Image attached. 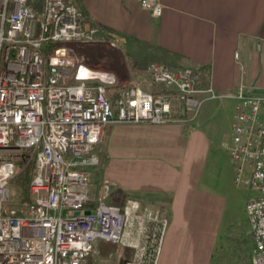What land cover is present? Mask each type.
<instances>
[{
    "label": "built area",
    "instance_id": "1",
    "mask_svg": "<svg viewBox=\"0 0 264 264\" xmlns=\"http://www.w3.org/2000/svg\"><path fill=\"white\" fill-rule=\"evenodd\" d=\"M140 4L161 12L158 0ZM94 47L104 49L77 0H0V264H87L98 240L132 249L127 264H156L167 216L131 197L121 206L92 200L86 167L111 123L191 121L205 101L227 97L234 179L254 191L245 205L250 262L264 264V95L243 83L218 93L199 69L161 63L146 67L152 88L143 89L107 54L86 53ZM29 160L28 201L14 205L10 184Z\"/></svg>",
    "mask_w": 264,
    "mask_h": 264
},
{
    "label": "crops",
    "instance_id": "2",
    "mask_svg": "<svg viewBox=\"0 0 264 264\" xmlns=\"http://www.w3.org/2000/svg\"><path fill=\"white\" fill-rule=\"evenodd\" d=\"M158 1L161 12L156 16L140 0H78V9L95 35L107 30L113 40L130 47V64L121 48L117 44L118 48L113 47L119 59L110 64L120 65L117 68L111 64L120 75L128 79L131 70L143 73L146 64L155 61L170 68L199 69L202 85L209 84L218 93L233 94L243 83L248 92L264 95V0ZM106 52L110 56V49ZM98 56L103 58V54ZM145 77L152 88L149 77ZM214 100L221 99L207 100L203 105ZM223 100L231 106L233 119L234 99ZM172 123L128 126V148L133 152L129 153L132 159L127 167L130 174L137 170L143 178L138 183L139 193L147 196L136 198L176 218L181 203L185 205L188 197H194L192 193L199 192L197 181L184 171H191L192 160L188 157L204 149L205 137L194 120ZM114 129L118 133L114 132L113 138H119L123 129ZM163 160L174 167H164ZM198 195L196 201L201 206L203 200ZM175 230L167 229L159 254L161 264L179 262ZM132 259V249L98 240L95 256L89 257L88 264H127Z\"/></svg>",
    "mask_w": 264,
    "mask_h": 264
},
{
    "label": "rangeland",
    "instance_id": "3",
    "mask_svg": "<svg viewBox=\"0 0 264 264\" xmlns=\"http://www.w3.org/2000/svg\"><path fill=\"white\" fill-rule=\"evenodd\" d=\"M95 37L114 42L115 48L116 44L121 48L127 63L131 61L130 47L113 40L107 30L100 31ZM113 47L88 49L86 53L96 59L100 58L99 54H107L108 48L111 51L108 57L117 62L119 53ZM151 63L159 62L150 61L145 69ZM119 66L116 63L115 67ZM143 73L138 74L137 71L131 70L129 81L137 82L143 89H151L145 80L146 71ZM120 88L119 85L108 86L112 95L118 93ZM232 120V108L223 99L202 104L194 119L197 129L205 137V145L204 149L201 147L194 151L192 158L188 157V161L192 160V169L184 171V174L191 173L192 181H197L199 192L192 193L194 197H188L185 205L181 203L176 218H173L169 211L168 214L165 213L168 218L167 229L176 228L174 240L180 250L178 264H251L253 238L245 205L254 195V191L234 179V163L225 145L230 143ZM130 125L133 123L111 124L104 128L94 153L97 164L86 167L90 173L89 196L92 200L99 199L107 204L121 206L126 198L138 199L136 197L147 196L139 193L141 186L138 183L143 181V178H140L137 170L130 171V174L127 167L128 161L132 159L129 153L133 152L128 148L127 127ZM115 127H121L123 130L119 131L120 137L114 139V132L118 133L113 130ZM149 161L150 156L147 162ZM161 164L164 167H174L166 160ZM31 169L32 160H29L12 179V204L23 205L25 202L23 203L22 199L28 200ZM197 195L203 200L200 207L196 201ZM175 204L177 205L176 202ZM92 256H95V244L88 255L87 264ZM156 264H161L159 257Z\"/></svg>",
    "mask_w": 264,
    "mask_h": 264
},
{
    "label": "bare ground",
    "instance_id": "4",
    "mask_svg": "<svg viewBox=\"0 0 264 264\" xmlns=\"http://www.w3.org/2000/svg\"><path fill=\"white\" fill-rule=\"evenodd\" d=\"M106 42H108V41L99 40V45H102V46H104V48H106L107 46H111V47H113V46H114V44H113V43H111V42H109V43H106ZM94 48H95V47H94Z\"/></svg>",
    "mask_w": 264,
    "mask_h": 264
},
{
    "label": "trees",
    "instance_id": "5",
    "mask_svg": "<svg viewBox=\"0 0 264 264\" xmlns=\"http://www.w3.org/2000/svg\"><path fill=\"white\" fill-rule=\"evenodd\" d=\"M98 35H99V33H98ZM96 36H97V35H96ZM108 39H109V38H108ZM29 179H30V178H29ZM27 201H28L27 199H22V202H23V203H24V202L26 203ZM22 202H21V203H22ZM21 205H22V204H21Z\"/></svg>",
    "mask_w": 264,
    "mask_h": 264
},
{
    "label": "water",
    "instance_id": "6",
    "mask_svg": "<svg viewBox=\"0 0 264 264\" xmlns=\"http://www.w3.org/2000/svg\"><path fill=\"white\" fill-rule=\"evenodd\" d=\"M106 43H109V42H106ZM85 213L87 214V213H89V211H85Z\"/></svg>",
    "mask_w": 264,
    "mask_h": 264
}]
</instances>
